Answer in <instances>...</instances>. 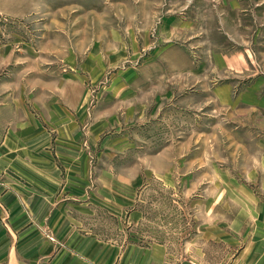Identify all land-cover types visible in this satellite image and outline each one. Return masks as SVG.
I'll return each mask as SVG.
<instances>
[{
  "label": "rangeland",
  "instance_id": "374dc122",
  "mask_svg": "<svg viewBox=\"0 0 264 264\" xmlns=\"http://www.w3.org/2000/svg\"><path fill=\"white\" fill-rule=\"evenodd\" d=\"M218 1L242 6L223 13ZM261 1L42 0V13L37 2L25 16L0 15V137L5 116L83 97L82 142L77 131L71 142L84 168L62 188L75 208L102 194L93 218L71 212L111 264H145L153 251L155 264H264ZM42 236L69 247L51 227Z\"/></svg>",
  "mask_w": 264,
  "mask_h": 264
},
{
  "label": "crops",
  "instance_id": "0c3cea01",
  "mask_svg": "<svg viewBox=\"0 0 264 264\" xmlns=\"http://www.w3.org/2000/svg\"><path fill=\"white\" fill-rule=\"evenodd\" d=\"M37 2L40 6L39 13H42V0H0L1 18L5 16L6 20L25 16L32 12ZM20 4L26 9H9V5L17 7ZM240 6L242 1L217 2V8L223 13L230 12L228 9L235 11ZM262 6L264 0L255 4L256 8ZM229 16L230 14L226 15L227 18ZM235 26L243 30V20L236 19ZM87 52L89 53L88 50ZM14 99L15 96L9 95L5 98V103H11ZM22 99L19 98V105ZM82 99L80 96L75 101L66 100L63 104L50 97L49 100H40L34 104V109L40 111L39 117L28 112L25 118L21 115L10 120L5 116V136L0 137V196L5 202V214L8 216L5 226L0 220V232L5 229V237L0 233L5 264H111L113 261L111 255L107 260L108 252L104 241L91 236L88 228L87 233L81 236L76 233L73 225L75 219L71 211H77L88 219L93 218L100 210L98 207H90V204L95 203L96 199L98 204H102V194L93 193L87 206L75 208L68 202L71 199L70 191L62 188V183L70 181L73 166L83 165L84 168V163H74L72 155L77 146L71 142L76 133L82 142L83 134L78 129V120H81L83 126L86 119ZM105 123L99 118L92 128L98 130ZM4 171L5 177L1 176ZM57 194L63 195L64 202L56 207ZM119 212L121 210L118 208ZM47 226L61 239H66V246L69 244V247L57 249L45 241L42 231ZM85 230L82 228V231ZM86 240H89V244L83 245ZM142 255L147 256L145 264H155V251ZM133 258L129 257L128 264ZM125 259L122 264H126Z\"/></svg>",
  "mask_w": 264,
  "mask_h": 264
}]
</instances>
